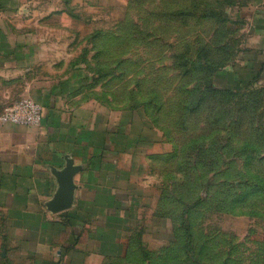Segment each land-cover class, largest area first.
Listing matches in <instances>:
<instances>
[{
  "label": "rangeland",
  "instance_id": "rangeland-1",
  "mask_svg": "<svg viewBox=\"0 0 264 264\" xmlns=\"http://www.w3.org/2000/svg\"><path fill=\"white\" fill-rule=\"evenodd\" d=\"M244 1L25 0L58 25V53L70 35L104 33V55L126 61L124 85L137 89L121 101L149 104L166 144L155 150L152 215L107 221L99 240L61 227L55 239H10L0 223V264H264V91L218 84L212 63L208 72L210 58L218 73L235 56L222 24ZM50 9L59 13L46 21Z\"/></svg>",
  "mask_w": 264,
  "mask_h": 264
},
{
  "label": "crops",
  "instance_id": "crops-1",
  "mask_svg": "<svg viewBox=\"0 0 264 264\" xmlns=\"http://www.w3.org/2000/svg\"><path fill=\"white\" fill-rule=\"evenodd\" d=\"M58 13L50 9L44 18ZM34 14L25 0H0V117L22 98L43 107L37 128L0 120V223L5 238L16 240L45 231L55 239L60 227L70 240L73 229L75 237L86 232L87 238L104 239L100 232H106L107 221L136 222L135 208L152 215L159 187L154 162L161 153L155 150L166 140L153 134L149 104L121 101L122 93L137 89L124 85L130 79L122 73L126 61L104 55V33L70 35L58 53V25ZM233 15L222 25L230 31L224 41L235 43V56L218 73L210 58L213 80L262 93L264 0H245ZM60 176H66L71 199L66 210L54 212Z\"/></svg>",
  "mask_w": 264,
  "mask_h": 264
},
{
  "label": "built area",
  "instance_id": "built-area-1",
  "mask_svg": "<svg viewBox=\"0 0 264 264\" xmlns=\"http://www.w3.org/2000/svg\"><path fill=\"white\" fill-rule=\"evenodd\" d=\"M43 107L31 98H22L7 107L0 120L27 128H37L42 123Z\"/></svg>",
  "mask_w": 264,
  "mask_h": 264
},
{
  "label": "water",
  "instance_id": "water-1",
  "mask_svg": "<svg viewBox=\"0 0 264 264\" xmlns=\"http://www.w3.org/2000/svg\"><path fill=\"white\" fill-rule=\"evenodd\" d=\"M66 176L59 177V194L55 203L52 206V210L54 212H61L66 210L69 206L70 199H71V187L66 181Z\"/></svg>",
  "mask_w": 264,
  "mask_h": 264
},
{
  "label": "trees",
  "instance_id": "trees-1",
  "mask_svg": "<svg viewBox=\"0 0 264 264\" xmlns=\"http://www.w3.org/2000/svg\"><path fill=\"white\" fill-rule=\"evenodd\" d=\"M209 67V69H208V72L210 73V72H213V68H211L210 67V65L208 66ZM214 67V66H213ZM216 67V66H215Z\"/></svg>",
  "mask_w": 264,
  "mask_h": 264
}]
</instances>
